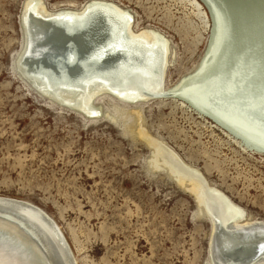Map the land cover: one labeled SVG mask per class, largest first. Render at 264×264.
<instances>
[{
  "label": "rangeland",
  "instance_id": "obj_1",
  "mask_svg": "<svg viewBox=\"0 0 264 264\" xmlns=\"http://www.w3.org/2000/svg\"><path fill=\"white\" fill-rule=\"evenodd\" d=\"M25 1L0 0V195L45 211L75 264H217L211 222L165 157L176 154L249 219L264 220V0H110L127 10L134 31L167 41L165 91L144 103L102 94L91 116L76 100L42 93L27 64L13 70ZM42 1L51 11L89 0ZM139 128L161 143L159 161Z\"/></svg>",
  "mask_w": 264,
  "mask_h": 264
},
{
  "label": "bare ground",
  "instance_id": "obj_2",
  "mask_svg": "<svg viewBox=\"0 0 264 264\" xmlns=\"http://www.w3.org/2000/svg\"><path fill=\"white\" fill-rule=\"evenodd\" d=\"M209 1H207V3ZM30 14H33L40 20L59 22L63 24L64 28L76 31V37L79 38L91 34V39L94 38V46L96 45L95 48L93 47V51L90 50L91 53L89 52L87 56L77 59L75 58L77 61H75V59L71 57V54H67V64H70V62H76V65L73 68L77 67L76 71H78V68L82 70V73L80 75L70 78L73 80H59L52 83L50 81V78H48L46 74H42L34 70V74L36 73L37 75H30L29 77L31 80L37 82V84L40 86L39 88H41L40 90L42 91V93L47 94L51 98H64L66 100V103L68 100H76L78 109L83 110L85 113H87L88 116L99 113V108L94 105V99L102 94H109L129 103H144V101L149 99L150 97L152 99H163L161 93H163V90L165 89L163 83L167 63L166 58L168 53L167 41L164 40V38L161 37L158 32L152 29L141 28L139 29V31H134L131 28L132 21L127 10L119 7L117 4L110 0H89L83 6L81 5L80 8L65 7L63 9L50 11L43 5L42 0H26L21 14V25L23 26L22 28H24L23 31L25 29L28 30V35L23 39L21 52L19 53L18 59L16 58L17 61L15 62V64L17 63V66L22 65L23 63L27 64L26 62H22V58L25 54L34 57L35 62L38 59L52 56L49 52L45 53L49 48L48 43L36 44L39 36H42V32L37 31V29L40 28L36 27V22H32ZM262 17L260 18L262 19ZM219 21L221 22V20ZM259 22H261V20ZM214 26L216 25L214 24ZM220 26L218 24V27L221 31L223 25L221 27ZM255 28L257 29V26ZM32 30H34L35 32L34 35ZM253 33L256 34L255 30L253 31ZM259 33L256 34L255 37H257ZM99 39L102 40L99 41ZM259 39L260 38H258L257 40L260 42ZM72 40L69 41L73 42ZM255 40L256 38L254 39V42ZM259 42L256 43L259 45ZM253 44L255 45V43ZM221 51H219V53ZM259 52L261 53V51ZM211 53H213V51ZM257 54L258 53H255V55L257 56V58L255 59H259ZM101 66L103 67L100 68ZM257 67L255 69H258ZM259 68L260 70H264L263 68L261 69V66ZM195 71L197 73L198 70ZM258 71L259 70H257V72ZM261 72L262 71H260V74ZM213 76L215 77L214 73ZM262 76L264 77V75ZM188 80L191 81V79ZM188 80L186 79V83H188ZM208 80L210 79L208 78ZM223 81L225 82V80ZM213 82L215 83V81ZM251 84L252 82H250V85ZM38 85L35 84L36 87ZM250 85H248V87ZM211 87H213V85ZM190 88L191 87L186 90L189 91L191 90ZM217 90L218 89H216V91ZM212 95L215 96V94H213V91ZM58 98L56 99L58 100ZM201 106L203 107V105ZM240 107L242 108V106ZM260 112L262 113V111ZM243 113L244 112H242V114ZM261 113L260 115H262ZM250 115L251 114H249V116ZM258 117L260 116L258 115ZM231 122L229 123L231 124ZM242 126L245 127L244 125ZM237 128H239V126ZM244 129L239 128L236 130H238L244 136H250L253 139L257 138V134L255 135L256 137H254V135H251V133H248ZM137 135L146 139L148 144L153 146L154 152L152 153L155 156V160L159 161V159L157 158L158 155L164 154V149L159 146V144L161 143H156V140L154 138H151L144 130V128H139ZM255 139L254 141L259 140V138L256 140ZM166 154L168 153L166 152ZM165 165L180 184H188L189 190L196 195L199 204L202 206V211L205 212L208 216L212 225L210 254L213 256L214 261L217 264H264V220L262 219L261 221H259L249 219L242 208L235 205L223 192L214 188L213 186H210L204 176L196 168L185 164L180 160L178 156H176V154L168 157L166 156ZM20 224L26 231L23 230ZM217 230L220 231L219 237H217L216 235ZM215 246L218 253L223 255L224 259L219 255L216 256L214 254ZM258 248L259 251H263L257 253L256 250ZM249 250H253V252L247 254V251ZM235 254H238L239 256L236 257ZM73 259L74 258L71 255L63 234L59 230L55 221H53V219L45 211L27 201L0 195V264H75V261Z\"/></svg>",
  "mask_w": 264,
  "mask_h": 264
},
{
  "label": "water",
  "instance_id": "obj_3",
  "mask_svg": "<svg viewBox=\"0 0 264 264\" xmlns=\"http://www.w3.org/2000/svg\"><path fill=\"white\" fill-rule=\"evenodd\" d=\"M214 11L217 15V10L214 9ZM226 15L228 16L227 11H226L225 16ZM30 18L32 22L37 23L35 24L36 27L40 28V29H37V31L42 32V36H39L38 40L36 41V44L37 43L38 44L48 43L49 48L46 50L45 53L49 52L50 55L52 56L38 59L35 62L34 57L28 56V54H25L22 58V62H26L27 65L30 68H33L35 71H38L42 74H46L48 78H50V81L52 83L57 82L59 80H62V81L73 80L70 78H73L75 76L77 77V75H80L82 73V70L78 68V71H76L77 67L73 68L76 65L75 64L76 62H70V64H67L68 63V60H66V58H68L67 54H71V57L74 59L87 56L90 50L94 49L96 46V45L94 46L95 44L94 38L91 39L92 38L91 34H88L85 37L79 38V37H76L77 36L76 31L64 28L63 24L59 22L49 21V20L47 21L40 20L39 18H36L33 14H30ZM19 27H20V32L22 35V40H23L25 37H27L28 30L27 29L24 30L25 31V35H24V31H23L24 28H22L23 26L21 25L20 20H19ZM32 32L34 35L35 34L34 30H32ZM69 40H72L73 42ZM76 59L75 61H77ZM12 67H13V70L15 71L17 67V63L15 64V58L12 62ZM102 67L103 66H101L100 68ZM20 226L23 228L21 224ZM23 230L26 231L24 228ZM216 235L217 237H219L220 235L219 230H217ZM214 251H215L214 254L216 256L219 255L221 258L224 259L223 255L219 254L218 251L216 250V246H215ZM256 251L257 253H260L263 250L259 251V248H258ZM252 252L253 250H249L247 251V254H250ZM235 256L237 257L239 255L235 254Z\"/></svg>",
  "mask_w": 264,
  "mask_h": 264
}]
</instances>
